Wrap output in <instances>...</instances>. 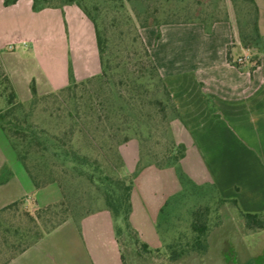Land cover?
Here are the masks:
<instances>
[{
	"label": "crops",
	"instance_id": "obj_1",
	"mask_svg": "<svg viewBox=\"0 0 264 264\" xmlns=\"http://www.w3.org/2000/svg\"><path fill=\"white\" fill-rule=\"evenodd\" d=\"M139 34L178 117L170 122L185 147L183 172L211 185L242 213L264 210V0H139ZM14 44L13 50L7 49ZM246 57L238 64L237 58ZM81 81L100 72L92 22L76 5L32 10V0H0V70L19 98L57 90L68 71ZM125 173L135 170L138 143L119 147ZM0 209L25 199L32 211L60 199L56 186L35 189L0 129ZM181 191L173 168L144 167L133 180L130 222L151 248L162 241L156 222L165 202ZM8 264H122L107 210L68 219Z\"/></svg>",
	"mask_w": 264,
	"mask_h": 264
},
{
	"label": "trees",
	"instance_id": "obj_2",
	"mask_svg": "<svg viewBox=\"0 0 264 264\" xmlns=\"http://www.w3.org/2000/svg\"><path fill=\"white\" fill-rule=\"evenodd\" d=\"M17 1L4 0V5L9 6ZM85 1L32 0V10L37 12L65 5L78 6L94 25L100 61V72L97 75L77 81L69 68L65 86L40 94L32 81L30 97L27 101H22L17 98L8 77L0 70V86L4 87L3 90L0 87V100L5 101L0 108V129L35 189L54 183L61 193L58 201L39 207L33 212L24 209L25 199L0 209V264H8L66 220L73 219L78 227L82 218L99 210H107L111 215L122 264H136L134 261L128 262L125 249L129 254H134L135 259L159 255L161 250L151 248L143 242L130 222L133 180L149 165L160 169L173 168L181 186L180 193L165 202L156 222V231L169 260H178L187 253V249L204 251L209 231L206 209L204 212L200 209L190 213L189 229L193 238L187 243L181 244L179 237H174L170 223L166 226L169 227L166 239L163 240L161 236L159 220L174 198L184 196L188 199L194 195L191 191L202 188L210 189L216 195L217 192L208 184L195 185L181 168L180 161L184 157L185 147L175 143L170 129L171 120L178 117L177 110L142 41L138 26L126 11L125 2L134 5L139 0L116 1L118 9L126 11L134 34L133 41L142 53V60L138 63L142 66L133 65L138 67L134 74L139 72L140 78L148 77L146 82H154L161 96L157 99H149L146 95L148 93L143 96L140 92L138 94L140 85L132 79H126V75L118 74L119 78L115 80L114 70L118 63L112 65L106 54L107 37L106 28L103 26L104 19L101 17L102 8L96 3L87 6ZM90 1H100L105 6L115 2ZM122 57L125 62L129 60L126 53ZM6 89L8 92H4ZM145 90L147 92L146 88ZM137 104L139 109L144 106L153 108L155 116L160 117L164 131L169 136L168 148L161 158L153 157L149 151L143 149L150 139L146 122L152 120L153 116H144L143 120L142 114L137 115L134 112L135 117L131 119L130 114L126 113V108H134ZM132 121H138V124L130 128L128 124ZM143 130H148L146 136ZM130 140L138 143L139 154L135 170L127 174L119 147ZM10 174L8 167L3 166L0 170V183H4ZM217 197L221 202L236 207L234 200L221 199L218 195ZM239 214L247 228L263 229L264 210L261 213ZM15 220L18 223L20 220V224H16ZM167 237L170 239L169 243Z\"/></svg>",
	"mask_w": 264,
	"mask_h": 264
},
{
	"label": "rangeland",
	"instance_id": "obj_3",
	"mask_svg": "<svg viewBox=\"0 0 264 264\" xmlns=\"http://www.w3.org/2000/svg\"><path fill=\"white\" fill-rule=\"evenodd\" d=\"M94 3L102 8L101 17L103 16L104 19L103 26L106 28L107 37L106 54L112 65L116 62L118 63L116 65L117 69L114 70L115 80L117 81L119 78L118 74L126 75V79H132L137 85H140L138 94L140 92V95L142 94L143 96V94L148 93L146 95L149 99L150 97L160 98L161 96L158 90H156L155 84H153L154 82H146L148 81V77L140 78L139 72L134 74L137 68L142 66L138 64L142 60L140 58L142 53H140L137 43L133 41L134 34L126 11L130 13L137 25V21L133 16L135 7L125 2V11L118 9V2L116 0L115 2L107 3L106 6L100 3V1H85L87 6H91ZM103 26L101 27L103 28ZM125 53L129 57V60L126 62L124 57H122ZM133 65L138 67L135 68ZM0 87L2 90L4 89L3 86ZM144 87L147 89V92ZM4 92H8L7 89ZM18 96L22 101L29 99L23 100L25 96L22 91H19ZM4 104L5 101L0 100V108ZM139 107L137 104L134 108H126V113L130 114L131 119L135 117L134 112L137 115L139 113L142 114L143 120L144 116H153L152 120L150 119L146 122V126L150 132V139L143 149L144 151H149L153 157L157 156L161 158L168 148L169 136L164 131L160 117L155 116L153 108L144 106V108L139 109ZM137 122L134 123L132 121L128 125L132 128L135 124H138ZM147 131L143 130L145 136L147 135ZM56 186L57 184L54 183L49 185V189L46 192L48 196L53 193ZM191 192L194 195L189 196L188 199H185L184 196H178L168 204L164 214L161 216L164 220L162 218L159 220L161 236L163 240L166 239L169 231V227L166 226L170 223L173 227L174 237H179L178 239L181 244L187 243L193 238V234L189 229V223L191 221L190 213L200 209L204 212V209H206V217L209 225V231L206 235V249L204 251L187 249V253L176 261L169 260L167 252L163 249V245L159 248L161 250L159 255L144 259H135V255L129 254L125 249L124 252L129 263L134 261L136 264H264V227L263 229L256 230L247 228L236 208L229 203L221 202L217 195L210 189L202 188L198 191ZM24 209L33 212L26 202ZM15 221L17 224L18 220ZM18 224H20V220ZM170 235L169 233L168 236L170 237ZM169 237H167V243L170 242Z\"/></svg>",
	"mask_w": 264,
	"mask_h": 264
},
{
	"label": "built area",
	"instance_id": "obj_4",
	"mask_svg": "<svg viewBox=\"0 0 264 264\" xmlns=\"http://www.w3.org/2000/svg\"><path fill=\"white\" fill-rule=\"evenodd\" d=\"M6 47H7V49H8L9 51H11V50L14 49L15 45H14V44H8ZM245 60H246V57H239V58H237L236 62H237L238 64H241V63H243Z\"/></svg>",
	"mask_w": 264,
	"mask_h": 264
}]
</instances>
